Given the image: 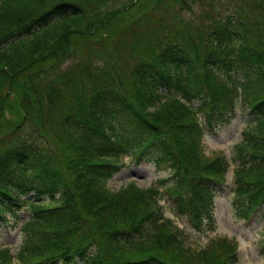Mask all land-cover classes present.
Listing matches in <instances>:
<instances>
[{
  "label": "trees",
  "instance_id": "obj_1",
  "mask_svg": "<svg viewBox=\"0 0 264 264\" xmlns=\"http://www.w3.org/2000/svg\"><path fill=\"white\" fill-rule=\"evenodd\" d=\"M115 1L0 0V229L31 208L22 244L16 254L0 247V264H238L228 238L187 244L146 203L160 191L108 183L124 156L151 163L172 177L161 181L170 207L198 225L233 164L236 217L264 221V19L187 18L204 0H153L133 16L143 0L108 11ZM253 2L250 14L264 16V0ZM124 38L128 71L115 56ZM238 106L249 121L231 161L206 156L204 132ZM49 136L60 162L46 151Z\"/></svg>",
  "mask_w": 264,
  "mask_h": 264
},
{
  "label": "rangeland",
  "instance_id": "obj_2",
  "mask_svg": "<svg viewBox=\"0 0 264 264\" xmlns=\"http://www.w3.org/2000/svg\"><path fill=\"white\" fill-rule=\"evenodd\" d=\"M131 1L132 0H119L112 2L109 5L108 11L117 9L116 6L119 4L130 3ZM251 1L252 0H204L202 3L197 2L194 6V10L185 14H187V18L195 17L198 19L201 10L211 11L212 13L223 11V14L228 12H240L260 16L264 19L260 11H257L255 14H250L256 9V4H254V2L251 3ZM152 2L153 0H143L140 4L135 3L134 5L137 7L134 11L132 9L133 16H140ZM201 14L202 13H200V15ZM209 17H211V14ZM204 18L208 20L205 16ZM62 26V23H58L54 26L46 27L47 35L49 37L56 36V34L62 30ZM126 39L127 38H124L120 41V49L124 54L121 56L116 51L115 56L119 61L120 70L125 69V71H128L130 62L126 58L132 54V51L131 48L128 47L130 44ZM114 49L116 50L118 47ZM69 59H71L69 62L82 61L81 56ZM97 61L98 60L95 59V62ZM133 62L134 61H131V63ZM249 111L248 106L245 108L239 107L235 116H229L220 120L217 124L215 123V126H213L211 130L204 132V150L206 156L222 155L225 159L231 161L233 146L241 140V132L249 121L247 115ZM8 116L12 119L14 118L11 114H8ZM45 145L47 153L51 156L50 159L55 161V158L59 162L63 160L65 154L53 137H46ZM121 162L124 163V165L121 167L120 171L115 173L109 180L108 187L111 191H118L132 182H135L137 186L146 191L147 194L151 189L160 191L161 196L157 199L156 204L154 202V197L150 199V201L146 200V203L152 205L155 210L161 209L162 215L173 221V224L176 226V231L186 238L187 244L197 249H203L208 247L211 240L215 238H228L239 245L241 255L238 264H264V221L259 216H255L252 223L245 219L237 218L233 205L230 203V201H232V193L230 190L227 192L219 190L220 195L217 197V201L212 204L214 210L211 211L210 217L206 215L202 220L201 215L199 225L192 224L189 219L190 215L188 216L187 213H185L183 216H178L170 207L174 199L167 193L168 187L161 184V181H165L164 183L167 185L172 182V178L167 174L168 172L156 169L151 163L137 164L136 161H132L131 158L127 156L122 157ZM234 169L235 167L232 164L226 174L225 182L227 184H224V188L234 186ZM45 201L47 202L48 198H46ZM30 209L28 204H24L16 213V218L11 217V215L9 219L10 223L15 222L17 219L18 224L14 225V223H12V229L9 226H4L0 229L1 248L9 247L11 252L16 254L24 239V233L20 225L23 220L28 219ZM200 226L202 230H200Z\"/></svg>",
  "mask_w": 264,
  "mask_h": 264
}]
</instances>
